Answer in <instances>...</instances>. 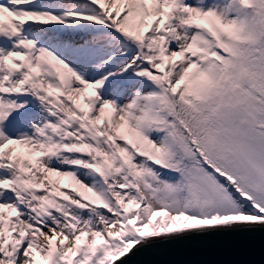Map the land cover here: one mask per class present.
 I'll use <instances>...</instances> for the list:
<instances>
[{
    "label": "snow or ice",
    "instance_id": "1",
    "mask_svg": "<svg viewBox=\"0 0 264 264\" xmlns=\"http://www.w3.org/2000/svg\"><path fill=\"white\" fill-rule=\"evenodd\" d=\"M0 264H264V0H0Z\"/></svg>",
    "mask_w": 264,
    "mask_h": 264
}]
</instances>
